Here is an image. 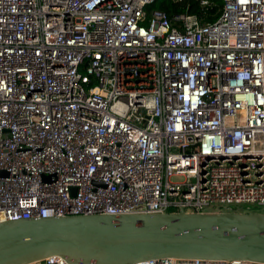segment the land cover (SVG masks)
Instances as JSON below:
<instances>
[{
    "label": "built area",
    "instance_id": "1",
    "mask_svg": "<svg viewBox=\"0 0 264 264\" xmlns=\"http://www.w3.org/2000/svg\"><path fill=\"white\" fill-rule=\"evenodd\" d=\"M156 1L0 0V223L264 208V0Z\"/></svg>",
    "mask_w": 264,
    "mask_h": 264
},
{
    "label": "water",
    "instance_id": "2",
    "mask_svg": "<svg viewBox=\"0 0 264 264\" xmlns=\"http://www.w3.org/2000/svg\"><path fill=\"white\" fill-rule=\"evenodd\" d=\"M137 264L175 259L264 264V214H131L0 223V264Z\"/></svg>",
    "mask_w": 264,
    "mask_h": 264
},
{
    "label": "trees",
    "instance_id": "3",
    "mask_svg": "<svg viewBox=\"0 0 264 264\" xmlns=\"http://www.w3.org/2000/svg\"><path fill=\"white\" fill-rule=\"evenodd\" d=\"M209 6L202 7L200 3L194 0H183L176 3L173 0H157L151 7L161 10L168 15L174 13H186L196 16L201 23H211L217 20L220 15L222 3L220 0H210Z\"/></svg>",
    "mask_w": 264,
    "mask_h": 264
},
{
    "label": "rangeland",
    "instance_id": "4",
    "mask_svg": "<svg viewBox=\"0 0 264 264\" xmlns=\"http://www.w3.org/2000/svg\"><path fill=\"white\" fill-rule=\"evenodd\" d=\"M171 182H181L182 178L173 177L170 179ZM206 212H241V213H256V214H264V208L258 206H212L205 209Z\"/></svg>",
    "mask_w": 264,
    "mask_h": 264
},
{
    "label": "crops",
    "instance_id": "5",
    "mask_svg": "<svg viewBox=\"0 0 264 264\" xmlns=\"http://www.w3.org/2000/svg\"><path fill=\"white\" fill-rule=\"evenodd\" d=\"M38 264H45V263L41 262V263H38Z\"/></svg>",
    "mask_w": 264,
    "mask_h": 264
}]
</instances>
